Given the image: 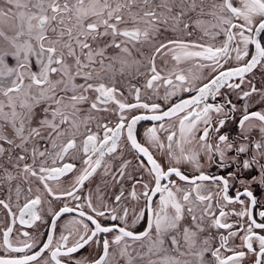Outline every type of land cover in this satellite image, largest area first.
<instances>
[{"label":"snow or ice","instance_id":"snow-or-ice-1","mask_svg":"<svg viewBox=\"0 0 264 264\" xmlns=\"http://www.w3.org/2000/svg\"><path fill=\"white\" fill-rule=\"evenodd\" d=\"M0 264H264V0H0Z\"/></svg>","mask_w":264,"mask_h":264},{"label":"flooded vegetation","instance_id":"flooded-vegetation-1","mask_svg":"<svg viewBox=\"0 0 264 264\" xmlns=\"http://www.w3.org/2000/svg\"><path fill=\"white\" fill-rule=\"evenodd\" d=\"M143 123V122H142ZM138 127H141V126H138ZM258 218V217H257Z\"/></svg>","mask_w":264,"mask_h":264}]
</instances>
